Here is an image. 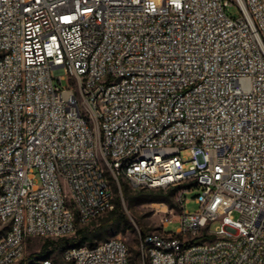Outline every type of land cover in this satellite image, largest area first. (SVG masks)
Returning a JSON list of instances; mask_svg holds the SVG:
<instances>
[{"label": "built area", "instance_id": "obj_1", "mask_svg": "<svg viewBox=\"0 0 264 264\" xmlns=\"http://www.w3.org/2000/svg\"><path fill=\"white\" fill-rule=\"evenodd\" d=\"M108 175L179 187L143 261L264 264V0H0V264L111 210ZM61 260L130 253L111 237Z\"/></svg>", "mask_w": 264, "mask_h": 264}, {"label": "rangeland", "instance_id": "obj_2", "mask_svg": "<svg viewBox=\"0 0 264 264\" xmlns=\"http://www.w3.org/2000/svg\"><path fill=\"white\" fill-rule=\"evenodd\" d=\"M227 14L233 17L238 16L239 11L236 6H230L227 10ZM56 83V82H55ZM68 80L65 76V79L62 81V85H67ZM181 156L184 160H189L191 158V154L189 149L184 148L181 150ZM190 165L188 161L186 163V167ZM108 179L110 185L114 193V186H117L115 180H112L110 175H108ZM119 186L121 183H126V180L120 178L118 180ZM130 187V186H129ZM131 189V188H130ZM167 189H164L166 191ZM198 188L194 187L191 191L186 192L184 197L187 199V203L185 205V209L189 212H194L197 208V205L194 202V195L196 194ZM119 191V190H118ZM175 204V196L173 199ZM169 207L164 202H151V203H134L129 205L127 201L123 198L122 199V207L123 212L128 216L132 227L126 229L124 232H119L115 235H111L110 233L106 236V240L111 237H119L122 239L128 246L130 259L134 260V264H149L147 258L143 261L139 254V241L140 236H143L145 233L160 230L161 223L165 221L167 218H172L174 215L178 213V208L175 205ZM106 214L100 216L99 218L95 219L91 223V226H96L99 221L105 217ZM236 216V214H235ZM94 224V225H93ZM179 223L177 221H170L168 224L163 227L164 232H171L175 233ZM74 234L69 235L67 239H72ZM49 241H53L55 244H48L47 250H51V256L48 258L50 259L53 264H61V252L66 246L58 240V238H43V237H31L26 240L25 245V253L23 257L17 262V264H35L41 258L39 257L40 251L49 243ZM102 241V240H98ZM132 264V263H130Z\"/></svg>", "mask_w": 264, "mask_h": 264}, {"label": "trees", "instance_id": "obj_3", "mask_svg": "<svg viewBox=\"0 0 264 264\" xmlns=\"http://www.w3.org/2000/svg\"><path fill=\"white\" fill-rule=\"evenodd\" d=\"M189 185L190 184H187V186ZM130 188L131 187H129V185L126 183H121L119 189L115 185V196H113L112 200L113 207L106 213V216L103 217L96 226L90 227L89 224H77L72 239H67L68 236H66L60 237L58 238V240L62 242L66 246V248L82 245L93 246L96 242H98V240L105 239L109 233L111 235H115L119 232H124L126 229L132 227L128 216L123 212V198L127 201L129 205H132L134 203L139 204L151 202H164L169 207H171L174 204L173 199L179 187H170L167 188L166 191H164L163 188ZM48 244L54 245L55 243L53 241H49V243L45 245V247L39 253V257L41 259H48L51 256V250H47ZM130 263L134 264V260L130 259Z\"/></svg>", "mask_w": 264, "mask_h": 264}]
</instances>
